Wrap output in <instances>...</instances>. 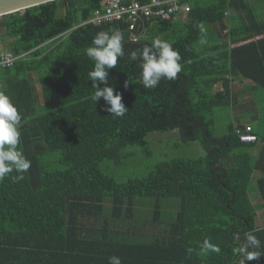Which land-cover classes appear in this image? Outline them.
Returning <instances> with one entry per match:
<instances>
[{"label": "trees", "instance_id": "1", "mask_svg": "<svg viewBox=\"0 0 264 264\" xmlns=\"http://www.w3.org/2000/svg\"><path fill=\"white\" fill-rule=\"evenodd\" d=\"M186 1L185 19L141 17L136 40L123 21L86 22L103 0H53L0 16V37L14 39L8 49L30 51L0 67V89L22 116L19 147L31 160L23 180L13 182V172L0 182V264H109L111 256L122 264H240L249 233L264 252V148L240 140L235 128L247 124L231 122L217 135L214 118L238 102L240 77L264 90V36L256 38L264 22L247 0ZM112 28L123 34L125 55L109 70V86L128 109L116 118L103 98L93 100L85 54L97 32ZM158 35L179 49L183 70L150 90L128 53ZM171 130L205 154L171 156L123 183L103 170L106 161L122 163L129 146L149 153L147 136ZM141 197L155 199L152 219L136 216ZM164 198L178 200L167 221ZM206 238L219 254L201 246ZM246 264H264V256Z\"/></svg>", "mask_w": 264, "mask_h": 264}, {"label": "clouds", "instance_id": "2", "mask_svg": "<svg viewBox=\"0 0 264 264\" xmlns=\"http://www.w3.org/2000/svg\"><path fill=\"white\" fill-rule=\"evenodd\" d=\"M203 33L205 29L198 25ZM87 57L93 61V69L88 73V79L95 89L93 100L96 103L103 98L106 105L104 110L109 112L114 118L123 117L128 109L122 102V93L116 91L113 86H109V70L117 66L118 59L124 57V37L117 28L101 30L93 37L91 46L85 49ZM130 61H139L140 81L147 89L156 88L162 80L172 81L177 79L178 74L183 70L182 57L179 49L173 47L172 42L162 35L152 39L150 44H145L142 48L128 53ZM130 80H125L124 87H128ZM103 84L104 87H99ZM115 93V94H114ZM22 116L18 107L13 102L12 97L6 91L0 89V182L11 176L13 182L24 179L31 167V160L26 157L19 147L21 143ZM255 142V141H254ZM204 249L219 254L220 247L211 243L210 239H205L201 245ZM261 241L254 234H247L245 242L238 248L240 264L247 261L257 260L264 256V252L259 251ZM189 252L193 249L189 248ZM109 264H122L118 256L109 257Z\"/></svg>", "mask_w": 264, "mask_h": 264}, {"label": "rangeland", "instance_id": "3", "mask_svg": "<svg viewBox=\"0 0 264 264\" xmlns=\"http://www.w3.org/2000/svg\"><path fill=\"white\" fill-rule=\"evenodd\" d=\"M206 27L210 28V26ZM11 40L14 41L13 38L0 37L1 46L4 50L10 48ZM35 77L36 75L33 76L34 80ZM34 82L36 87L40 89V86L36 84L37 81L35 80ZM218 88H220L219 84L215 89L217 90ZM237 90L238 102L232 106L218 108L214 113L216 134L223 135L227 133L228 125L231 122H242L252 123L254 128L259 131L264 138V90L261 87L250 90L247 93H243L239 89ZM249 94L250 97H246V95ZM252 106L257 107L256 110L259 113V119L254 118ZM147 140L151 150L149 153H146L139 145L129 146L124 149V153H127V155L124 156L122 163L115 164L112 161H106L102 165L103 170L113 175L119 183H123L129 178H140L147 175L154 164L171 156L184 155L188 157H197L205 154V150L198 141L189 144L182 143L177 130L167 132L154 131L147 136ZM255 193L257 194V192ZM255 193L253 192L250 194L253 196ZM154 204V198H139L135 203L136 216L143 220L152 219ZM160 204L161 215L162 218L165 219L164 221L173 219L178 208V200L176 198H164L161 200Z\"/></svg>", "mask_w": 264, "mask_h": 264}, {"label": "built area", "instance_id": "4", "mask_svg": "<svg viewBox=\"0 0 264 264\" xmlns=\"http://www.w3.org/2000/svg\"><path fill=\"white\" fill-rule=\"evenodd\" d=\"M190 4L186 0H151L148 3H139L136 0H103L102 6L96 9L86 22L94 24L123 21L131 32L132 40H136L134 31L138 28V20L146 18H186L190 11ZM30 51L15 54L4 50L0 45V67L11 68L16 61L28 58ZM235 132L243 142H254L257 135L253 133L251 125L245 128L236 126Z\"/></svg>", "mask_w": 264, "mask_h": 264}, {"label": "crops", "instance_id": "5", "mask_svg": "<svg viewBox=\"0 0 264 264\" xmlns=\"http://www.w3.org/2000/svg\"><path fill=\"white\" fill-rule=\"evenodd\" d=\"M247 1L252 3V8H253L254 13L257 15V17L260 20H262L264 22V0H247ZM241 13L245 14L244 10ZM261 36H264V34L260 35V36H257L256 38L261 37ZM0 45H1V42H0ZM7 50H9V49H7ZM233 85H235L237 87V89L241 90L243 93H247L248 91L253 90V88L255 87L254 84L251 82V80H248V79H245V78H242V77H240L235 82V84H233ZM246 97L249 98L250 94L246 95ZM252 108H253V111H255L257 109L256 106H252ZM254 118L255 119H259L260 118L259 117V113H257V110H256V112L254 114ZM237 123L251 125L253 127V130L256 131V129L254 128L252 123L235 122V124H237ZM255 133L258 136V140H256V142H258V143L260 142L255 147L259 151L260 149L264 148V140L259 138V135H258V134H260L259 131H256Z\"/></svg>", "mask_w": 264, "mask_h": 264}, {"label": "water", "instance_id": "6", "mask_svg": "<svg viewBox=\"0 0 264 264\" xmlns=\"http://www.w3.org/2000/svg\"><path fill=\"white\" fill-rule=\"evenodd\" d=\"M49 1L53 0H0V16L21 11Z\"/></svg>", "mask_w": 264, "mask_h": 264}]
</instances>
